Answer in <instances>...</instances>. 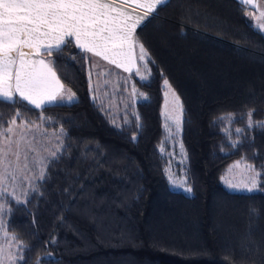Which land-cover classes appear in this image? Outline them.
<instances>
[{
  "label": "trees",
  "instance_id": "obj_1",
  "mask_svg": "<svg viewBox=\"0 0 264 264\" xmlns=\"http://www.w3.org/2000/svg\"><path fill=\"white\" fill-rule=\"evenodd\" d=\"M252 10L239 0L165 1L136 30L148 51L140 60L136 47L140 74L92 72L74 42L43 56L75 100L0 104V133L16 121L62 136L25 199L2 200L18 246L11 264H264V185L235 192L223 183L235 161L264 165V128L247 130L250 110L264 122V32ZM113 72L127 100L116 116L105 101ZM165 79L181 100L190 194L168 178L183 152L163 126ZM228 113L231 124L219 119ZM236 128L246 131L232 147Z\"/></svg>",
  "mask_w": 264,
  "mask_h": 264
},
{
  "label": "snow or ice",
  "instance_id": "obj_2",
  "mask_svg": "<svg viewBox=\"0 0 264 264\" xmlns=\"http://www.w3.org/2000/svg\"><path fill=\"white\" fill-rule=\"evenodd\" d=\"M240 2L257 8L254 0ZM164 3L165 0H0V104L14 106L19 99L40 109L58 99L62 101L64 85L52 62L42 57L63 53L73 38L78 49L131 72L135 67L134 47L139 48L140 60L148 57L136 30ZM136 8L141 11L137 12ZM260 15L264 17V12ZM258 27L264 30V23ZM137 74H140L138 70ZM146 78L141 76V79ZM164 84L171 90L167 79ZM172 94L179 106V97L174 92ZM73 98L74 93L67 95L69 101ZM252 117L250 110L247 113V130L264 128V122H255ZM219 119H227L231 124L235 116L228 113ZM240 119L243 120V116ZM11 123L15 124V121ZM7 131L10 133L12 129ZM245 131L244 128L235 129L237 139L232 147L239 145ZM240 166L239 161L234 165ZM244 169L248 173L244 180L239 183L228 181V186L247 192L260 190L264 185V165L257 168L245 163ZM169 179L172 180L171 175ZM172 183L177 182L172 180ZM178 186L189 193L192 191L186 186V180H181ZM18 259H23V256Z\"/></svg>",
  "mask_w": 264,
  "mask_h": 264
},
{
  "label": "rangeland",
  "instance_id": "obj_3",
  "mask_svg": "<svg viewBox=\"0 0 264 264\" xmlns=\"http://www.w3.org/2000/svg\"><path fill=\"white\" fill-rule=\"evenodd\" d=\"M261 12H264V0H258L257 8L252 10V21L258 29H260L258 25L264 23V17H261L260 15ZM261 31L264 32V30ZM93 71L96 72L97 69H92V72ZM112 78L113 79L105 82L106 86H110L109 93L106 92L105 97L107 98H105V101L108 102V108H110L116 116L122 108L126 107L127 100L126 98H120L115 72H113ZM102 85V82H97V90L101 89ZM169 85L171 86V90L165 86L164 82L162 86L164 94L163 126L166 132L170 134L172 132L178 133L180 144L183 145L181 142V100L179 98L178 106L172 93L174 92L175 96H179L170 82ZM129 93V97L132 96L133 101L135 98L133 96L134 93ZM177 124H179V128L177 127ZM8 128L12 129L10 133L7 131ZM8 128L3 132V135H0V264H11L16 256L14 254L18 247L4 227L2 214L5 204L2 201L3 198L8 195L12 198L23 201L34 183L41 178L44 171V163L50 158L56 156V154L62 150L61 132L48 131L42 124H29L25 122L18 123L15 121V124L11 123ZM170 145L172 147L171 142ZM181 150L183 156H176L171 174L169 169L168 178L170 175L172 177L173 174L174 177L172 179L177 183L173 184L172 180L169 179L172 188L176 191L190 194L185 191L183 187L178 186L181 180H186V186L189 187L186 178V154L184 147L183 149L181 148ZM53 153L55 155H53ZM238 161L241 166L234 167ZM238 161L233 162L228 167L223 177V183L231 191L247 192L232 189L228 186V181L239 183L248 175L244 169L245 162L241 160ZM144 263L147 264L148 262L145 261Z\"/></svg>",
  "mask_w": 264,
  "mask_h": 264
},
{
  "label": "crops",
  "instance_id": "obj_4",
  "mask_svg": "<svg viewBox=\"0 0 264 264\" xmlns=\"http://www.w3.org/2000/svg\"><path fill=\"white\" fill-rule=\"evenodd\" d=\"M165 1H167V0H165ZM240 1V0H239ZM257 2H258V0H254V3L257 5ZM249 6H251V5H249ZM132 7H135V5H132ZM252 7V6H251ZM254 9V8H253ZM136 11L137 12H140L141 11V9H139V8H136ZM73 42L75 43V41H74V38H73ZM81 50V49H80ZM90 56H91V67H92V69H97V70H99V69H106V70H119V71H121V72H125V73H130V72H126V71H124V69L123 68H118V67H116V65L115 64H112V63H110L108 60H105V59H103V58H101V57H99V56H95V55H93L92 53H89V52H87ZM132 55H133V59L135 60V67L132 69V71L131 72H134V71H136L137 69H138V62H137V53H136V47H134V49H133V53H132ZM43 58V57H42ZM59 78V77H58ZM62 83V82H61ZM68 91V92H67ZM73 92H69V90L68 89H66V88H64L63 89V94H64V99L61 101V100H57V102H60V103H71V102H73L74 100H75V95H74V98H73V100L72 101H69L68 99H66V97H67V95L68 94H72ZM56 103V102H55ZM53 104V103H52ZM48 105H50V104H48ZM34 107V106H33Z\"/></svg>",
  "mask_w": 264,
  "mask_h": 264
},
{
  "label": "built area",
  "instance_id": "obj_5",
  "mask_svg": "<svg viewBox=\"0 0 264 264\" xmlns=\"http://www.w3.org/2000/svg\"><path fill=\"white\" fill-rule=\"evenodd\" d=\"M152 14H153V13H152ZM152 14H151V15H152Z\"/></svg>",
  "mask_w": 264,
  "mask_h": 264
}]
</instances>
